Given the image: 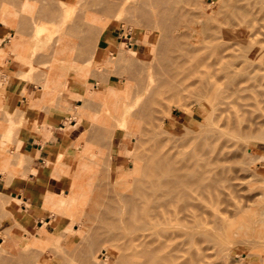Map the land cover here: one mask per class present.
<instances>
[{
    "label": "rangeland",
    "instance_id": "rangeland-1",
    "mask_svg": "<svg viewBox=\"0 0 264 264\" xmlns=\"http://www.w3.org/2000/svg\"><path fill=\"white\" fill-rule=\"evenodd\" d=\"M52 1L53 4L46 8L43 0H0L1 256H4V258L9 256V259L10 256L11 258L15 257V260H10L11 262L13 261V264H16L14 261L20 263L19 261L22 259L19 258L21 257H26L29 260L35 259L39 251H44L45 254L41 264H119V262L123 264L122 262L125 263L129 260L128 256L133 249L128 248L122 251V248L118 247L121 240H117L125 236L124 233H127L126 238L129 237L130 232L128 231L130 230L127 231L125 228L124 232L121 227L117 226L120 228L117 229L121 231H117V233L113 231L115 227L114 229L112 227L116 225H112V222H108L110 221L108 219H112V216L115 218L114 214L116 216L119 211L114 212L112 215V211L117 205L113 204L114 202L112 201L113 203L111 204H113L114 208L112 210L111 207V212H108L110 211V204L107 207L105 202L108 198H113V190H122L127 186L128 183L123 186L125 179L130 184L134 175L132 174V178L130 176L121 178L118 177V174H127L128 172L130 174V172L137 170L138 175H140L143 168H145V171L147 170L146 165V167L141 166L146 163L143 161L146 160L144 155L147 157L153 153H159V155L167 153L173 156L172 159L175 162L177 160L178 162L180 161L179 164H182L189 161L190 164L195 165V168L198 169L201 167L200 155L206 154L210 156L211 163L206 166L207 173L205 176L216 182L214 193L211 191L210 197H206L201 202L196 200L194 204L187 206H183L180 203H178L177 208L172 206L169 212L171 223H175L174 219L176 218L178 227L183 226L186 222H192L197 228V233L203 231L207 234L208 232L209 236L206 238L196 234L198 237L197 243L200 244L199 248L203 250L202 246H205V251L209 248L206 253L201 251V254L205 253L202 256H207L199 264H262L259 259L262 260L264 257V236L257 237V235L261 230L264 231V140H259L258 135H260V132L258 131L263 129L264 133V126L259 127V125H264V84L261 83L264 82V73L260 72L264 71V64L258 70L260 77L263 75L261 78L258 74V76L253 74V78H256L255 81H257V77L261 80H258L260 83H257V81L255 84H262L263 89H261L262 91L259 90V92L258 90L257 92L254 90L244 91L247 94L246 98L248 97L247 100L245 99L247 103L244 101L246 107L243 105L242 107L244 108L240 106L237 109V106L232 102L233 97L226 98H232V103H230V100L229 103L226 100L228 104L225 102V105L224 102L220 101L222 98L220 95L217 98L214 97V101L210 98L209 101L206 97L205 99L202 98L203 101L201 102L195 89L196 78L190 79L184 76L179 80L184 78L185 80L189 79V81H186L188 84L184 83L182 85L180 82H176V77H178L179 73L178 67L174 66L176 68L175 71H172L173 69L168 71L165 65L162 67V64H165L164 61L167 62L168 58L165 57L166 55L164 56L167 53L165 51H168V53L172 51L171 54L174 53L173 55H175V51H179L177 48L180 47H175L176 43H174L175 50L172 46L167 48V43L168 41L171 42V40H169V36L165 35L164 30L162 32L161 21H156L160 18V14L146 10V12H149L150 17L152 15L153 18H157H150L149 20L147 13V19L145 20L144 16H142L143 13L140 14V12L111 10L106 13L101 7L102 4L99 5L96 0H68L71 5L66 9L59 6L57 1ZM133 20L136 21L134 22ZM147 20L149 24L146 23ZM154 20L162 28L151 24ZM38 22L42 23V26L46 28V32L45 37L38 41L40 44L34 46L37 41L33 40L34 38L32 37L35 33V28L39 27ZM150 24L156 27L151 28ZM87 30L93 34L83 38V35L89 32ZM121 32L124 36L130 33L132 38L127 41L121 35V39L117 42L116 38ZM93 35H95L96 39ZM89 36H92L95 41L92 40L90 42V37L86 39L88 42H84L86 40L83 39ZM165 36L169 38H167L168 41ZM20 39L25 41H20ZM180 41L183 42L184 39H180ZM156 43L159 44L157 45ZM129 44L131 45L129 46ZM171 45L173 44L171 43ZM159 51H162L161 54L165 53L161 55ZM161 58L163 59L162 64L160 63ZM158 61L159 63H157ZM133 63L138 64L139 71L142 70L140 72L141 76L137 72L138 70L132 66ZM129 65L131 66L130 70L128 68ZM158 65H160L162 70L159 69ZM170 71L172 73L175 72L176 76ZM134 72L138 74L139 79L136 78L138 77L136 76L137 74L134 76ZM166 72L169 73V78L170 76H175L176 86L174 82L170 81L172 79L166 77L168 76ZM132 76L136 78V82L139 81V83H136L137 85ZM149 78H153V84L150 82L152 87L148 91H151L153 86H155V89L151 92L153 94L157 90L160 96L154 94V98L151 94V97H153L151 98L148 96L150 92L146 91L145 98L143 96L139 101L141 104H136L140 106L146 103L144 99L149 102L154 99L151 102L152 104L149 103L153 110L150 109L148 102L143 105L144 107L140 106L137 108L136 105L135 108L139 111L135 115H131V123L128 125L122 124L117 115L121 113V110L116 113L117 108H120L123 104L122 100L125 96H130L134 93L132 89L135 90L136 95L137 91H140L137 88L139 86L144 87L150 81ZM157 78L158 80L160 78L164 79L162 82L166 79L167 81L164 83H167V87H165L166 84L164 83L163 86L162 84L158 85V83H161V79L157 82ZM140 79L144 86L141 85ZM251 80L247 79L245 81H249L247 83L248 86H250V83L254 84V80L252 81L253 83L250 82ZM128 85L132 93L128 89ZM135 85L136 87L139 86L134 88ZM184 85L187 88H184ZM219 88L220 90H218L221 92L223 87ZM10 92H18L20 94L16 105L7 104L6 102ZM252 93L256 96L259 95L258 99L256 96H252ZM135 95L133 94L130 97L133 96L134 98ZM250 95L254 97L253 100ZM256 100H259L258 102L261 104H257L259 108L255 104L257 103ZM213 102L215 105L212 104ZM208 103L214 106L212 111L214 115L212 114V117L209 113L211 106ZM249 106L252 108H249ZM260 106L263 108L261 107L260 109ZM80 108L83 111L77 114L78 119L77 116L71 117V114L76 113ZM259 109L261 110L259 116L263 114L261 118H258ZM140 110H145V112L147 110L151 114L149 112L144 114L143 111L142 115L139 113L142 112ZM238 110L239 115L234 116ZM244 115L246 116L244 118H247L246 122L252 118L258 122L259 125L256 126L259 128L258 131L254 133L256 127L249 128L245 120H240L241 122L244 121V125L238 121ZM213 116H215V119ZM209 117H211L210 120L208 119ZM232 117L234 118L231 120ZM73 120L78 124L81 123V134L76 139L65 137L60 146L59 144H53L56 147L53 149L52 156L46 151L39 155V159H33L30 152L21 149V138L23 136L28 137L29 143L27 144L29 147L31 146V140H34L35 147L45 146L44 140L39 139L40 136H44L45 130H51L52 127L56 126L57 122L61 121L65 125L67 134L72 128L71 123ZM211 121L212 124H209ZM207 126H209L208 129ZM238 126H243L241 129L245 127L248 130L245 133L243 130L246 129H242L243 133L240 128L237 130ZM101 127L110 134L107 139L101 140L99 135L91 133L96 128L99 129ZM205 127L209 132L215 129V134L213 137L211 136L212 138L207 136L210 138H207V141L202 136L207 134L205 133L207 131H204ZM113 135L115 137L112 143L111 138ZM251 135H254V137ZM127 139H129V147L123 144L124 141L127 142ZM119 143H122L126 150ZM247 148L251 149L250 154H248ZM256 152L258 153L255 154ZM131 153L132 155H130ZM244 154L247 158L243 157ZM253 154L255 157H253ZM171 156L167 157V159L170 160ZM249 156L250 159L252 158L251 160L248 158ZM118 158L121 159L120 163L117 162ZM36 165L43 166L45 170L50 171V175L60 179L63 183V188L57 194L48 192L44 196L39 208L41 211L39 221L30 223L25 221L20 214H16L14 204L17 200L9 192V187L14 180L26 178L28 173H35L36 169L32 166ZM251 167L256 168L252 170ZM138 169L142 171L140 172ZM135 175L138 177L136 173ZM72 179H75L77 184L83 187L80 186L86 195V197L83 195V198L79 199L80 202L77 204L79 205L83 201L82 207H80L81 204L79 207L76 206L77 209L82 208V211L78 210L81 215H79L80 212L78 214L77 210L72 211L71 208L65 205H59L55 210L51 208V200L54 199L58 202L62 198L69 196ZM109 182L113 184H110L112 187L108 186ZM102 183L105 184L101 186ZM105 185L108 187L107 189L113 188V190L110 189L112 192L109 190L112 194L104 187ZM87 186L88 188H86ZM100 190L103 191L100 192ZM96 193L104 194V196L101 195L103 197L108 194L107 199L105 198L106 200L104 198L101 200V203L105 201L102 207L101 203L98 202L100 199L94 200L99 197ZM110 194L113 196L109 197ZM95 195L97 197H94ZM91 197L94 198L91 200ZM100 198L102 199V197ZM111 200L109 201L111 202ZM109 201L108 203H110ZM98 203L100 204L98 205ZM97 205L101 209L105 206L108 211L105 208H103V211L105 210L107 213L102 212L101 209L99 211ZM92 212H95L97 217L100 216V218L108 216L107 219L103 218L104 220L102 218L98 219L104 222L107 220V224H111L112 227L109 226L110 229H108L107 225L108 228H106L110 230L112 237L109 235L110 233L108 234L109 231H105L106 228L105 230H103L104 228H101L102 230L99 229L103 221L98 222L96 215L94 217ZM101 212L105 215H102ZM88 214L90 217L87 216ZM91 215L94 219H91ZM84 216L89 217L91 221L85 219ZM104 222L103 224H106ZM244 222H249L250 224L248 223V225ZM239 223L241 224L239 225ZM234 226L236 227L234 228ZM97 229L102 231V233ZM112 231L113 233L115 232L114 234H121L118 239L116 238L117 240L115 239L117 235L114 236ZM94 234L95 236H93ZM88 237H91L92 251L83 255L79 253L82 250H79L78 246H86V241L89 240ZM236 237L238 238L236 239ZM241 238L245 240L241 241ZM123 239L121 246L127 247L128 240H124L127 243L124 246L125 242ZM206 246L208 247L206 248ZM21 251L23 253H20ZM21 254L23 256H20ZM25 254H29L28 257ZM103 254L108 255L107 261H104ZM33 255L34 257H32ZM130 255L132 256V254ZM16 257L18 260H16ZM28 259L27 261L23 259L24 262L22 261L23 263H21H27ZM7 260L6 263H9L10 260ZM29 262L32 264L33 260ZM29 262L28 264H30ZM2 263L6 264L5 259Z\"/></svg>",
    "mask_w": 264,
    "mask_h": 264
},
{
    "label": "bare ground",
    "instance_id": "bare-ground-1",
    "mask_svg": "<svg viewBox=\"0 0 264 264\" xmlns=\"http://www.w3.org/2000/svg\"><path fill=\"white\" fill-rule=\"evenodd\" d=\"M55 1L58 2L59 6H61L62 8H65V9L71 5V2H69L68 0H55ZM96 1L99 3V5L102 4L101 7L106 13L111 11V10H116L119 12H122V11L123 12L124 11H129V12L131 11L132 12L133 11V13L134 12H136V13L140 12V14L143 13L142 16H144L145 20L147 19V17H149L148 18L149 20H150V18H152V19L157 18V17L153 18L152 15L150 17L149 12H146V10L151 11L153 13L156 12V13H158V15L160 14V18L157 19L156 21L159 22V20H160L161 21L160 24L163 26V28L161 25H159V23L156 24L155 20H154V22L152 21V23L150 21L149 22L151 24H155L157 27L158 26L161 27L162 32L164 30L165 35L170 37V39H169L168 37L165 36V39L167 41H168V39L171 40V42L168 41V43L170 45L167 43V48L169 46H170L169 48H171V46L174 48V43H176L175 47H180V48H177L179 51H175V53H176L175 55H173L174 53L171 54L172 51H170V53H168V51H165L167 53L164 54L165 53L164 52L163 54H164V56L166 55L165 56L166 58L168 57L167 62L164 61L165 64H162L163 63L162 60L164 59L162 57L163 59L161 58L162 62L160 61V63L163 65L162 67H164V65H165V68L168 71L170 69L171 70L173 69L172 71H175V69L178 67L177 70L179 69V73L176 72V73H178V75H177L178 77H176L177 83L180 82V84H182V85L184 83L188 84V83H186V81L187 80L189 81V79L185 80L183 78V80H179L184 76L186 78H190V79L196 78L195 79V81H196L195 89L197 91L198 96L200 97L199 100L201 102L203 101L202 98L205 99L207 97L206 99L209 100V98H210L213 100L214 97L217 98V97H219L218 95H220V97H222V98H221V100L219 98L218 99L221 102H224V104L226 102V104H228L229 100H230V103L234 102L235 106H237V109H239L238 107H240V106L242 107L244 104L247 103V101H245V99L247 100L248 97L246 98L247 94H246V92H244L245 90H247V91L248 90H251V91L254 90L256 92L258 90V92H259V90L263 89L262 84H264V82H261L262 84H260L262 86V88L260 85H256L255 82L260 80V78L264 75L263 74L264 71L263 72L260 71L263 74V75L261 74L262 76L260 77V75H259L260 72L258 71L262 68L261 65L264 64V0H110V1L109 0H107V1L96 0ZM52 2H53L52 0H43L44 7L47 8V7L51 6L53 4ZM144 12H145V15H144ZM138 15H139V13H138ZM138 22H137V25H138ZM146 23L149 24L148 20ZM151 24H150V26H151ZM38 25H39V27L35 28L36 30H35V33L33 34V37H32V38H34L33 40L37 41V42H35L34 46H36V45L38 46L40 44L38 41L42 40V38L45 37V32H46V28L44 26H42V23L38 22ZM156 26L153 25V26H151V28L156 27ZM87 31H89V30H87ZM90 32L91 31H89L87 34L85 33V35H83V38H84V36H88V35L93 34L92 32L91 33ZM164 33H162V34H164ZM94 36L95 35H93V37ZM90 37L92 38V36H89L83 40H86ZM91 38H90V42L92 40L95 41L93 38L92 39ZM180 39L181 40L184 39V41L182 42V41H180ZM81 40H82V38H81ZM166 40H165V42H166ZM20 41H25V40L20 39ZM80 42H82V41H80ZM84 42H88V41L86 40ZM161 42H163V41L161 40ZM171 43L173 45H171ZM177 45H179V46H177ZM156 48H157V46H156ZM163 48H165V47H163ZM174 50H175V48H174ZM161 53H162V51H159V54H161ZM163 54H161V55H163ZM155 56H157V55H155ZM157 63H159V61ZM132 66L138 70V71L137 70H135V71H137L141 76L142 74L140 72L142 70L139 71L138 64L133 63ZM158 66H159V69L162 70L160 68V65H158ZM172 66H173V68H171ZM174 66H176V68ZM130 67L131 66L129 65V67H128L129 70H130ZM166 69H165V71H166ZM129 70H128V72H129ZM172 71H170V72L172 73ZM132 72H133V70H132ZM132 72H131V75H132ZM255 72H258V73L255 74ZM166 73L168 74V76H166V77L169 78V73L168 72H166ZM174 73H172V74H174ZM136 74L137 73H135L134 76ZM253 74H254V76L258 74L260 78L257 77V81H255L256 78H253ZM174 75H173V77L170 76L169 79H172L170 81L175 83V76L176 75L175 76ZM134 76H132L134 80L136 78H138V79L140 78L138 76V74L136 75L138 77L135 78ZM179 76H180V78H179ZM149 79H150V81H149ZM149 79H148L149 82H147V84H145V86L143 85V83L141 82V79H140L141 85H143L144 87L138 85L139 86V87L137 86L138 88L136 87V85H137L136 83H139V81L136 82V80H135L136 85L134 88L140 89L139 92L136 90L138 95L137 94L135 95L136 92H135V90L132 89V91L134 92L133 94L135 95L134 98H133V96L130 97L133 94H131L130 96H128V95L125 96V98L122 100L123 104L120 106V108H117L116 113L119 110H121V113L117 114V115H118L120 121H122V124L128 125L131 123V121H132L131 115H135L139 111L137 109L138 107L143 106L144 104L146 105L147 102H148L147 104H149V103L152 104L151 102H153L154 99H152L150 102L147 99H144V100H146V103H144L142 105H140L141 103L139 102L143 96H144L143 98H145V95H146L145 93H147L146 91L150 90V88L152 87V85H150V84L151 83L153 84V81H152L153 78H149ZM160 79L158 80V78H157L156 79L157 82L160 81ZM247 79H250V80L252 79L250 82H252L254 80L253 82L255 85L250 83L249 84L250 86H248L247 83L249 81L245 82ZM162 80H164V79H161V83H158V85L162 84V86H163V83L167 81L165 79V81L162 82ZM260 81H258L257 83H260ZM174 83H172V84L174 85ZM177 83H175V86ZM164 84H166V86L165 85L164 86L167 87V83H164ZM220 84H221V86H220ZM156 86H157V84H156ZM154 87L155 86H153V89L151 91H153L155 89ZM179 87H180V85H179ZM219 87H221V88L223 87L221 92H219V90H220ZM184 88H187V86H185ZM128 89L129 90L131 89L129 85H128ZM141 90H143V91L141 92ZM132 91L130 90L131 93H132ZM151 91H148V93L150 92V94L148 95L149 97H151L153 95V97L155 98L154 94L155 95L158 94L160 96V94L158 93L157 90H156L157 93L154 91L153 94ZM249 93H250V91H249ZM243 94H245V95H243ZM158 95H157V97H159ZM253 95H254V93H252V96ZM254 96H256V95H254ZM258 96H256L257 99H258ZM153 97H151V98H153ZM229 97H233V101H232V98L226 99ZM256 97H255V99H256ZM131 98H133V99H131ZM146 98H148V97H146ZM151 98H149V99H151ZM253 98L254 97H252V100H253ZM144 100H143V102H145ZM156 100H155V103H156ZM226 100L228 101V103ZM244 101L246 103H244ZM256 101H257V103H255V101H254V103L256 105L260 104L258 102L259 100H256ZM136 103H140L139 104L140 106H138ZM261 103H263V102H261ZM208 104L211 106L210 107L211 111L209 113L211 114L210 116L212 117V114L214 115V113L212 112L213 107H214V106H212V104H214V102L212 104H210V103H208ZM136 105H137V108H135ZM262 106H260V109ZM150 107H151V105H150ZM147 108L149 109V107H147ZM242 108H244V107H242ZM249 108H252V107L249 106ZM257 108H259V106ZM150 109L153 110L152 107ZM260 109L258 112L259 114L257 113L258 118H261V116L263 115L262 114L261 116H259L261 114ZM82 111H83V109H81V108L78 109V111L76 113L71 114V117L77 116V114H80ZM140 111H142V110H140ZM143 111H144V114L145 113L147 114V112H149L147 110H146V112H145V110H143ZM143 111L139 112V113L143 115ZM255 111H257V109H255ZM236 113H238V114H236ZM140 114H138V115H140ZM237 115H239V110L237 112H235L234 116H237ZM211 117H209L208 119L210 120ZM214 117L215 116H213V118ZM244 117H246V116L244 115L243 117L239 118V120L236 119L237 117H235V119L238 121L243 119L246 122L247 118L245 119ZM79 118H80V116H79ZM213 118H212V120L214 121L215 118L214 119ZM233 118L234 117H232L231 120ZM77 119H78V116H77ZM262 119H263V117H262ZM259 120H261V119H259ZM247 122H246V125L248 124L249 128H253V127L255 128L256 126L259 125L258 122L254 118H252L250 121H247ZM210 123L212 124V121L209 122V124ZM241 123H243V125H244V121ZM237 124L240 125L239 123H237ZM93 125H95V124H93ZM205 125H207V124H205ZM209 126H207V129L209 128ZM261 126H264V125H259V127H261ZM91 127H93V126H91ZM241 127H243V126H241ZM241 127L238 126L237 130L240 128V130L242 131V129L245 128L244 127L241 129ZM94 128H95V126H94ZM201 128H204V127H201ZM207 129L205 127L204 131H207L205 133H207L208 135L207 134L206 135L201 134L204 138H206L205 139L206 141H207V138H209L211 136L213 137V135L215 134V129H212L210 132ZM245 129L246 130H243L244 132L248 130L247 128H245ZM201 130H203V129H201ZM258 130H259V128L256 127V129L254 130V133ZM261 130L262 131H260V130L258 131V132H260V135H258L259 136L258 138H259V140L263 141L264 140V133H263V129H261ZM91 133H95L96 135H99L101 140L107 139L108 136H110V134L107 133L106 130H104L102 127L99 129L96 128ZM207 136H209V137H207ZM114 137H115V135H113L111 138L112 143H113ZM252 137H254V135ZM256 139H257V137H256ZM128 140L129 139L126 140L127 142L122 141L123 144L126 145V147H129L128 146ZM119 145L122 146V143L121 144L119 143ZM123 146H122V148L125 149V147H123ZM245 147H247V146H245ZM133 148H134V146H133ZM241 150H242V148H241ZM246 150H247L248 154L251 153L250 148H247ZM252 150H253V148H252ZM244 152H245V150H244ZM257 153L258 152H256L255 154H257ZM153 154H151V156L147 154L149 157L148 156L146 157V155H144L145 156L144 159H146V160H143V159L142 160L145 161L146 163L144 162L145 164H143L141 166L144 167L146 165L147 167L146 166L145 167L147 168V170L145 171L144 170L145 168L142 169L143 171L138 169L140 172L142 171L141 174L139 173L140 175H138L137 170L130 172V174L128 172L127 173L128 175L126 173L125 174H118V177H121V178H123L124 176H125V178H126V176L131 177L132 174L134 175L133 178L131 177L132 179L130 181L131 182L130 184H129V181L127 182L126 179L124 180L125 183L123 182L124 183L123 186L124 185L126 186L127 183L128 184L122 190L115 191V190H113V188L107 189L108 187H106V185L104 186V187H106V189L108 191L110 189L113 190L114 196L111 195L112 191L111 190H110L111 192L109 191L111 193L109 195V197L113 196V198L110 197L107 199L108 194H107V196L105 194V197H103L104 194H101V193L98 194L99 192L96 193V194H98L99 197H97L96 195L94 196V197L98 198V199H94V200L97 201L100 199L98 201L100 203H101V200H103V198L104 199L106 198L108 201L112 199L111 202L109 201L110 203H108V201L106 199L105 200L107 203L105 201H103V202H105V205L107 207L110 204V206H109L110 211H108L107 208H105V206L103 205L104 206L103 208H105V210H107L108 212H111V207L113 210V208H114L113 204L117 205V207H115L117 209L115 211V208H114V210L112 211V215L114 214V212L119 211V213H116L117 214L116 216L114 214L115 218H113V216L110 214V216H112L113 220L111 218L108 219V220H110L108 222H112V225H116V226L112 227L111 224H109V225L107 224V220H106V222L103 221L104 219L108 218L107 215H106L107 217H105V218H104V216L101 217L102 219L104 218L103 220H99L101 218H100V216L97 217L95 212H92V215L94 217L96 215V217H97L96 220L98 222L103 221L104 223H106V224H103V222H101L102 225L99 229L104 228L103 230H105V228L107 226L108 227L111 226L113 229L115 227L116 230L114 229L113 231H116V233H117V231H121L122 229H123L122 231L125 232V230H124L125 228L127 229V231L130 230V231H128V232H130V236L126 238L125 236L127 233L126 234L124 233L125 236L121 237V239L120 238L118 239V236L121 234L117 235V234H114L115 232L113 233V231H112L114 236L117 235V237L115 236V239L116 238L118 239V240L116 239L117 241H119V240L122 241V238H124L123 241L128 240V242H127L128 245L125 241H124L125 244H123L124 246L127 245V247H122L121 246L122 243H121V241H119L120 245L118 244V247H121L122 251L125 249L127 250L128 248L133 249L132 253L130 252V254H132V256L128 253L129 256H131V258H129V256H128L129 260H127L125 263L121 261L123 264H199L200 262H203V259L205 260V257L207 255H205V257H204V256H202V254H205L209 248H207L208 246H206V248H207L206 251L204 248L205 246L204 247L202 246L203 250L201 248H199L200 244L197 243L198 237L196 236V234H199L200 237L206 238L209 236L208 232H207V234H206V232H203V231H200L197 233V228L195 227V224L192 222H189V223L186 222V223H184L183 226L178 227L176 225V220H177L176 218L174 219L175 223L174 222L171 223V219L169 217V212L172 209L171 208L172 206L177 208L178 203H180L183 206H187L190 204H194L196 202V200L201 202L206 197L207 198L210 197L209 194L211 195L212 194L211 191L215 190V188H216V182L211 180L210 178H206V176H205L207 173V171H206L207 167L206 166H208L211 163L210 156L208 155L209 156L208 157L206 154L200 155L199 159L201 158L200 160H201V167L202 168L200 167V168L196 169L195 165L190 164L189 161L184 162L182 164H179L180 161L178 162L176 160V162H177L176 163L175 160L172 159L173 156H171L167 153L166 154L164 153L165 155L164 154L159 155V153H156L154 155ZM130 155H132V153ZM167 155H169V156H167ZM170 156H171L170 160L167 159V157H170ZM244 156H245V154L243 155V157ZM257 156H259V155H257ZM253 157H255V155ZM245 158H247V157L245 156ZM248 158L250 159V156ZM120 161H121V159L118 158L117 162L120 163ZM141 163H142V161H141ZM250 163H252V162H250ZM137 166H139V165H137ZM203 167H205V168H203ZM255 168L256 167L252 168V170H254ZM135 173L137 174L138 177H136ZM102 180H100V181H102ZM106 180H107V178H106ZM89 181H90V179H89ZM71 182H72L70 185L71 189H69L71 191H70V194L68 193L69 196L66 195L67 197L62 198V200H59L58 202H57V200H54V199L51 200L52 202L50 201V204H52V207H51L52 209L55 210L58 208L59 205H62V206L65 205V206L71 208L72 211L77 210L78 214L80 212L78 210L82 211V208L77 209L76 206L79 207V205L81 204L80 207H82L83 201H81L82 203H79V205H77V204H78V202H80L79 199L83 198V195H84V197H86L84 190L82 189L83 187L80 184H77V181H75V179H72ZM104 184L105 183H102L101 186H103ZM110 184H112V183L109 182L108 186L112 187V186H110ZM86 188H88V186ZM102 191L100 190V192H102ZM105 192L109 193L107 191H105ZM213 193H214V191H213ZM101 195H103V196H101ZM100 197H102V199ZM93 198L91 197V200ZM85 202H86V200H85ZM103 202L101 203V207H102V204H104ZM100 203H98V205ZM111 203H113V204H111ZM1 204H3V203H1ZM84 205H86V204H84ZM5 206L7 207L6 203H5ZM103 208L101 209L99 207V211L102 210V212L107 213V211H105V210L103 211ZM96 210H98V209H96ZM241 210L246 211L245 209H241ZM0 212H1V209H0ZM3 212H4V210H3ZM6 212H8V211H6ZM52 212H53V210H52ZM83 213H84V211H83ZM99 213H97V214L99 215ZM241 214H243V213H241ZM79 215H81V212ZM92 215H91V219H94V218H92L93 217ZM102 215H105V214L102 213ZM87 216L90 217L89 214ZM89 217L88 218L85 217V219L89 220ZM246 219H247V217H246ZM96 220H92V221H96ZM89 221H91V220H89ZM249 222H251V221H249ZM244 223L248 224L247 222H244ZM244 223H242V224H244ZM240 224L241 223H239V225ZM103 225H105V226L103 227ZM117 226L121 227V230H119L120 228ZM236 226H234V228ZM107 228L105 231H107V232L109 231L108 234L110 233L109 235L111 236V232H110V230H108V229H110V227L108 229ZM117 228H119V229H117ZM231 228H233V227H231ZM231 228H230V231H231ZM99 229H97V230H99ZM236 229L239 230L240 228H236ZM258 230H260V229H258ZM100 232L102 233V231H100ZM100 232H99V234H101ZM118 233H121V232H118ZM97 234H98V232H97ZM93 236H95V234ZM258 236H264V231L261 230V232L258 233L257 237ZM250 237H251V235H250ZM237 238L238 237H236V239ZM97 239H99V238L97 237ZM202 239H204V238H202ZM243 239L241 241H243ZM246 239H248V238H246ZM249 239H251V238H249ZM236 241H238V240H236ZM86 242L87 243L89 242V244L86 243V246L85 245L78 246V248H80L79 250H82L79 253H82L83 255L87 254L88 252L91 253L90 251H92L91 237ZM201 251H203V252L205 251V253L201 254ZM20 253H23V251H21ZM20 253H18V254H20ZM38 253H40V254L38 255ZM38 253H37L38 258L36 255L35 259H30V260H33L32 264H41L45 253H44V251H39ZM125 253L127 254V252H125ZM26 255L27 254H25V256ZM28 255H27V257H28ZM120 255H122V254H120ZM123 255H124V253H123ZM0 256H1V254H0ZM20 256H23V255L21 254ZM103 256H104L103 257L104 261L105 260L107 261L108 255L103 254ZM5 257L6 258H4V256L3 257L1 256L0 260H2V258H3V260L5 259V263H6V259H8L7 261H9L10 259L15 260V257L11 258V256H10V259H9V256H8V258H7V256H5ZM32 257H34V255ZM261 257H262V255H261ZM261 257L259 256V258H261ZM123 258H124V256H123ZM19 259H22L19 261L20 263H18L17 261L16 262L14 261V263L22 264L24 262L23 259H25V261H27L28 258L26 259V257L25 258L21 257ZM238 259H236V260H238ZM16 260H18V258ZM30 260L28 259V262ZM236 260H233V261H236ZM2 261H0L1 264H4V263H2ZM233 261H231V262H233ZM260 261H262V264H264V257L262 258V260L259 259V262ZM10 262H11V260H10ZM28 262L25 264H28ZM9 263H6V264H9ZM11 264H13V261L11 262ZM119 264H120V262H119Z\"/></svg>",
    "mask_w": 264,
    "mask_h": 264
},
{
    "label": "crops",
    "instance_id": "crops-1",
    "mask_svg": "<svg viewBox=\"0 0 264 264\" xmlns=\"http://www.w3.org/2000/svg\"><path fill=\"white\" fill-rule=\"evenodd\" d=\"M119 34L116 38L118 42ZM18 92H10L6 98L7 104H17ZM22 99V97H21ZM71 130L66 134L65 125L63 122H57L56 126L52 127L51 130H45L44 136H40V140H44L45 146L35 147L36 144L34 140H31V146L29 147V139L27 136L21 138V149L30 152L33 159H39V155L43 152L50 153L52 156L53 149L56 145L61 144V142L66 138L76 139L82 132L81 123L78 124L75 120L71 123ZM48 131V132H46ZM50 146V147H49ZM48 149V150H46ZM36 151L38 152L36 153ZM38 155V156H37ZM43 163V162H42ZM41 164V163H40ZM36 169L35 173H28L26 178H18L9 187V192L16 198L17 202L14 204L16 209V214H20L25 221L28 222H38L40 219L39 210L40 205L44 196L49 193H56L63 188V183L60 179L50 175V171L44 169L41 165L32 166Z\"/></svg>",
    "mask_w": 264,
    "mask_h": 264
},
{
    "label": "built area",
    "instance_id": "built-area-1",
    "mask_svg": "<svg viewBox=\"0 0 264 264\" xmlns=\"http://www.w3.org/2000/svg\"><path fill=\"white\" fill-rule=\"evenodd\" d=\"M121 35H123L122 32L119 34V38H118V40L121 39ZM131 38H132V37H131L130 33L125 34V36L123 35V39H126L127 41H129ZM130 45H131V44H129V46H130Z\"/></svg>",
    "mask_w": 264,
    "mask_h": 264
}]
</instances>
